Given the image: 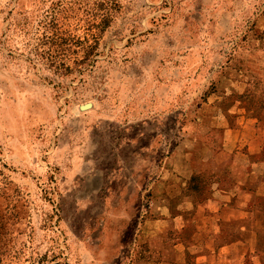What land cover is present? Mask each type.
<instances>
[{
  "label": "rangeland",
  "instance_id": "rangeland-1",
  "mask_svg": "<svg viewBox=\"0 0 264 264\" xmlns=\"http://www.w3.org/2000/svg\"><path fill=\"white\" fill-rule=\"evenodd\" d=\"M225 147L264 162V0H0V264L193 263Z\"/></svg>",
  "mask_w": 264,
  "mask_h": 264
},
{
  "label": "crops",
  "instance_id": "crops-1",
  "mask_svg": "<svg viewBox=\"0 0 264 264\" xmlns=\"http://www.w3.org/2000/svg\"><path fill=\"white\" fill-rule=\"evenodd\" d=\"M240 154L225 147L200 159L207 180L191 224L195 236L204 241L197 247L200 259L197 256L191 264H237L246 255L264 264V209L256 205L264 198V162L241 160ZM169 186L174 189L173 183ZM170 196L177 198L180 192ZM226 230L232 239L225 240Z\"/></svg>",
  "mask_w": 264,
  "mask_h": 264
},
{
  "label": "trees",
  "instance_id": "trees-1",
  "mask_svg": "<svg viewBox=\"0 0 264 264\" xmlns=\"http://www.w3.org/2000/svg\"><path fill=\"white\" fill-rule=\"evenodd\" d=\"M256 205L264 209V198L258 199V203ZM230 239H232V237H230L228 240Z\"/></svg>",
  "mask_w": 264,
  "mask_h": 264
}]
</instances>
